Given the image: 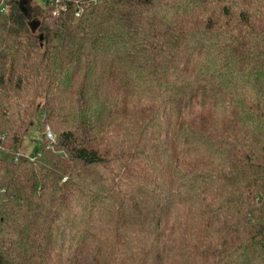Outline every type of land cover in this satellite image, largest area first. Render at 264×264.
<instances>
[{
	"label": "trees",
	"instance_id": "16d2710c",
	"mask_svg": "<svg viewBox=\"0 0 264 264\" xmlns=\"http://www.w3.org/2000/svg\"><path fill=\"white\" fill-rule=\"evenodd\" d=\"M35 2L0 1V264H264V0Z\"/></svg>",
	"mask_w": 264,
	"mask_h": 264
},
{
	"label": "rangeland",
	"instance_id": "374dc122",
	"mask_svg": "<svg viewBox=\"0 0 264 264\" xmlns=\"http://www.w3.org/2000/svg\"><path fill=\"white\" fill-rule=\"evenodd\" d=\"M38 3H41V0H36V2H35L34 4L39 5ZM41 119H42V115H41V113H37V114L35 115V117L33 118V120H32V125L29 127V129H28V131H27V133H26V135H25V139H24V143H23V145H24V148H25V146H26V148L28 149V150H27V149L25 148V150H27L28 153H29V152H32L33 149H34L35 146H36L35 142H33V141H34V140L37 138V136H38V126H39V123H40ZM46 129H49V128L46 127ZM49 130H50V129H49ZM23 151H24V150H23Z\"/></svg>",
	"mask_w": 264,
	"mask_h": 264
},
{
	"label": "built area",
	"instance_id": "2783aa9c",
	"mask_svg": "<svg viewBox=\"0 0 264 264\" xmlns=\"http://www.w3.org/2000/svg\"><path fill=\"white\" fill-rule=\"evenodd\" d=\"M1 2L3 0H0ZM4 11L3 8L0 9V13H2ZM57 14V11H53V15H56ZM46 137L49 139V140H54V136L52 135L51 131L49 129H46ZM17 160V158L15 159V161Z\"/></svg>",
	"mask_w": 264,
	"mask_h": 264
},
{
	"label": "water",
	"instance_id": "95a60500",
	"mask_svg": "<svg viewBox=\"0 0 264 264\" xmlns=\"http://www.w3.org/2000/svg\"><path fill=\"white\" fill-rule=\"evenodd\" d=\"M22 6V2L20 3V7ZM37 22H35V21H33V22H31L30 23V26H32L31 28L33 29V31L36 29V27H37Z\"/></svg>",
	"mask_w": 264,
	"mask_h": 264
}]
</instances>
